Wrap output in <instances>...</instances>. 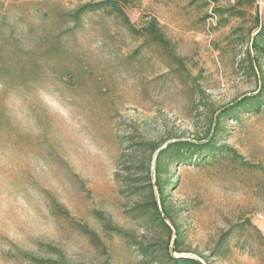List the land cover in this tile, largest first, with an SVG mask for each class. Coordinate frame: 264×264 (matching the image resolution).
Masks as SVG:
<instances>
[{
	"label": "rangeland",
	"instance_id": "1",
	"mask_svg": "<svg viewBox=\"0 0 264 264\" xmlns=\"http://www.w3.org/2000/svg\"><path fill=\"white\" fill-rule=\"evenodd\" d=\"M99 1L0 0V264H161L167 233L135 210L151 200L143 145L202 143L216 112L258 92L246 49L264 4L230 17L235 2L214 0L207 27L210 0H129L121 13L138 31L155 18L174 63L117 13L76 28ZM238 118L218 143L252 169H171L175 257L264 264V111Z\"/></svg>",
	"mask_w": 264,
	"mask_h": 264
},
{
	"label": "trees",
	"instance_id": "2",
	"mask_svg": "<svg viewBox=\"0 0 264 264\" xmlns=\"http://www.w3.org/2000/svg\"><path fill=\"white\" fill-rule=\"evenodd\" d=\"M215 1L213 0L214 3ZM129 3V0H103L84 4L76 9L72 15L74 26L76 28L80 26L82 18L88 14L104 11L117 13L133 35L143 38V44L140 48L158 46L170 61L180 63L173 55L170 43L161 32L155 18H148L140 31L128 22L121 13V7L127 6ZM253 3L254 0H236L233 7L226 12L230 17H242L244 13L239 8L244 5L251 6ZM216 12L218 11L214 9L215 14ZM246 58L248 72L258 83V92L243 96L216 112L211 121V128L206 136V141L201 143L175 140L162 149L152 144L143 145L146 146L143 150L149 153V160L154 157L152 170L150 171L148 168L146 171L148 194L151 196V200L138 205L135 210L138 216L145 218L151 224H157L167 233L166 253L161 259V264H206L205 259L198 257L194 259L173 256V253H181L179 247L181 245L182 229L175 223L170 207L166 202L167 189L172 184L171 169L177 164L185 166L192 162L195 165L199 163L216 164L223 158H229L232 163L243 168H253L244 162L233 149L218 143V137L225 133L224 123L227 121L238 122L240 113L258 115L264 111V20L256 19V31L246 49ZM171 239L173 241L171 244L173 252H169V241ZM144 253L147 254L148 250L144 249Z\"/></svg>",
	"mask_w": 264,
	"mask_h": 264
},
{
	"label": "built area",
	"instance_id": "3",
	"mask_svg": "<svg viewBox=\"0 0 264 264\" xmlns=\"http://www.w3.org/2000/svg\"><path fill=\"white\" fill-rule=\"evenodd\" d=\"M228 1H230L231 3L235 2V0H228ZM256 4L261 7L264 3H263V0H256ZM214 7H215V3L213 2V0H210L209 6H208V15L206 19L207 27L216 25L217 16L214 13Z\"/></svg>",
	"mask_w": 264,
	"mask_h": 264
}]
</instances>
